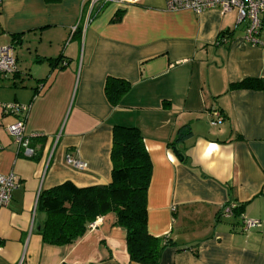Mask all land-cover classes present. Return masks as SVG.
<instances>
[{
	"label": "crops",
	"instance_id": "crops-1",
	"mask_svg": "<svg viewBox=\"0 0 264 264\" xmlns=\"http://www.w3.org/2000/svg\"><path fill=\"white\" fill-rule=\"evenodd\" d=\"M164 8V0L108 3L94 15L88 0H0V46L16 60L0 73V175L17 181L0 208V264H141L130 261L111 213L73 245L38 234L40 191L109 182L115 125L136 127L150 156L146 228L169 241L157 264H264V44L243 42L235 8ZM58 56L63 68L52 63ZM108 76L130 83L117 106L104 96ZM247 78L262 88H230ZM14 102H31L24 134L35 157L6 131L17 115L2 105ZM212 108L221 124L209 123ZM209 144L219 148L205 156ZM226 204L241 215L218 219ZM242 217L261 225L244 230Z\"/></svg>",
	"mask_w": 264,
	"mask_h": 264
},
{
	"label": "trees",
	"instance_id": "trees-1",
	"mask_svg": "<svg viewBox=\"0 0 264 264\" xmlns=\"http://www.w3.org/2000/svg\"><path fill=\"white\" fill-rule=\"evenodd\" d=\"M52 63L56 66L59 64L60 68L66 64L63 56L54 58ZM103 84L104 96L110 106H117L122 95L130 88L129 81L113 76L106 77ZM230 88L256 90L262 88V81L256 78H247L231 84ZM35 95L36 93L33 97ZM30 103L26 106L29 107ZM2 110L3 113H6L3 107ZM27 113L28 110L26 114L18 116L24 123ZM111 133L109 182L78 186L71 181H65L40 191L35 207V214L40 217L38 234L44 243L50 245H73L86 233L96 217L111 213L113 214L112 223L115 226L123 227L126 231L124 242L130 261L141 264H157L160 251L169 241L164 236L151 235L146 228L147 191L152 174L149 153L143 144L142 135L136 127L115 125ZM29 145H32L30 137ZM17 148L22 154V149L19 146ZM36 155L35 149L31 157ZM228 205L223 206L218 212V219L224 215L223 209ZM240 211L241 209L234 205L230 213L240 216L242 213Z\"/></svg>",
	"mask_w": 264,
	"mask_h": 264
},
{
	"label": "built area",
	"instance_id": "built-area-1",
	"mask_svg": "<svg viewBox=\"0 0 264 264\" xmlns=\"http://www.w3.org/2000/svg\"><path fill=\"white\" fill-rule=\"evenodd\" d=\"M90 9H94V15L102 9L105 4L116 3L119 5L139 4L142 0H88ZM165 8L168 11H176L179 9H190L194 12H201L207 9H218L222 13L233 8L237 10L238 20H245L246 25L243 34V42L251 45L264 44V26H262L261 17L264 15V0H164ZM89 19V18H88ZM262 34V37L260 36ZM16 61L12 48L10 46H0V73H11L14 71ZM2 107L6 113L17 115L14 121L5 126L6 131L13 137L17 146L22 149L25 157H31L34 150L29 145V137L24 134V122L22 116L26 114L28 106L17 103L4 104ZM209 123L211 125L221 124L223 117L216 109L208 111ZM35 136V134H34ZM65 161L68 165L76 170H84L87 168L85 162L65 155ZM16 176L13 173L0 175V208L5 207L10 199L12 191L16 188ZM234 205L231 204L223 209L222 213L230 215ZM259 220L242 217V225L244 230L257 228L261 224ZM95 224L92 222L89 228H93Z\"/></svg>",
	"mask_w": 264,
	"mask_h": 264
},
{
	"label": "clouds",
	"instance_id": "clouds-1",
	"mask_svg": "<svg viewBox=\"0 0 264 264\" xmlns=\"http://www.w3.org/2000/svg\"><path fill=\"white\" fill-rule=\"evenodd\" d=\"M219 146L216 144H209L207 150L205 151V156H210L212 152L218 150Z\"/></svg>",
	"mask_w": 264,
	"mask_h": 264
},
{
	"label": "water",
	"instance_id": "water-1",
	"mask_svg": "<svg viewBox=\"0 0 264 264\" xmlns=\"http://www.w3.org/2000/svg\"><path fill=\"white\" fill-rule=\"evenodd\" d=\"M174 154H175L176 156L178 155L175 149H174Z\"/></svg>",
	"mask_w": 264,
	"mask_h": 264
}]
</instances>
